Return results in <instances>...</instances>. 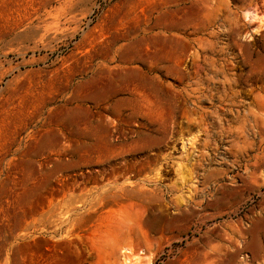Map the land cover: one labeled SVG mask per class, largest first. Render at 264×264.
<instances>
[{
    "label": "rangeland",
    "instance_id": "1",
    "mask_svg": "<svg viewBox=\"0 0 264 264\" xmlns=\"http://www.w3.org/2000/svg\"><path fill=\"white\" fill-rule=\"evenodd\" d=\"M3 73L0 264H264V0H0Z\"/></svg>",
    "mask_w": 264,
    "mask_h": 264
},
{
    "label": "bare ground",
    "instance_id": "2",
    "mask_svg": "<svg viewBox=\"0 0 264 264\" xmlns=\"http://www.w3.org/2000/svg\"><path fill=\"white\" fill-rule=\"evenodd\" d=\"M6 73V72H5ZM11 74V73H10ZM9 74V75H10ZM8 75L7 74H0V84H1V82L7 77ZM4 92H5V90L4 91H2L1 93H0V111L1 110H3L5 107H6V105H8L7 103H10L11 102V97H10V100H9V96L10 95H8L7 96V94H4ZM14 92V91H13ZM12 93V92H11ZM10 93V94H11ZM16 93V92H15ZM14 93V94H15ZM13 94V93H12ZM11 94V95H12ZM13 94V95H14ZM13 95H12V97H13ZM18 96V95H17ZM13 101V100H12ZM15 101H16V99H15ZM133 101V100H132ZM131 101V102H132ZM136 102V101H135ZM14 103V102H13ZM11 105V104H10ZM13 105V104H12ZM9 107V105L7 106V108ZM11 108H12V106H10ZM10 110V109H9ZM1 113V112H0ZM6 113V112H5ZM4 114V113H3ZM0 116H2V114L0 115ZM1 118V117H0ZM1 120V119H0ZM136 144V143H135ZM132 147H133V145H131ZM136 146V145H135ZM137 147V146H136ZM150 160V159H149ZM149 162V161H148ZM151 162V161H150ZM118 169V168H117ZM119 170V169H118ZM121 170V169H120ZM108 172V171H107ZM104 173V172H103ZM121 176V175H120ZM148 191H149V189H148V187H147V193H148Z\"/></svg>",
    "mask_w": 264,
    "mask_h": 264
}]
</instances>
